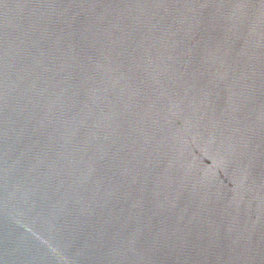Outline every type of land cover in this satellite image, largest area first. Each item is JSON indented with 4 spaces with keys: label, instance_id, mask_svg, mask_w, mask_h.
<instances>
[{
    "label": "water",
    "instance_id": "obj_1",
    "mask_svg": "<svg viewBox=\"0 0 264 264\" xmlns=\"http://www.w3.org/2000/svg\"><path fill=\"white\" fill-rule=\"evenodd\" d=\"M0 264H264V0H0Z\"/></svg>",
    "mask_w": 264,
    "mask_h": 264
}]
</instances>
